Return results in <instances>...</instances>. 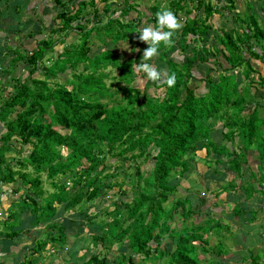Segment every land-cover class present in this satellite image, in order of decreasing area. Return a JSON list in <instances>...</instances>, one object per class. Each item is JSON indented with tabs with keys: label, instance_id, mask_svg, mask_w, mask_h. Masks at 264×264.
I'll list each match as a JSON object with an SVG mask.
<instances>
[{
	"label": "trees",
	"instance_id": "obj_1",
	"mask_svg": "<svg viewBox=\"0 0 264 264\" xmlns=\"http://www.w3.org/2000/svg\"><path fill=\"white\" fill-rule=\"evenodd\" d=\"M219 1L220 5L225 3L224 0ZM233 1H227L226 7L230 10L236 8ZM205 9L207 16L212 14L210 4ZM260 9L264 11L261 5ZM130 10L128 7L120 13L127 14ZM239 13L237 11V15ZM76 14L59 13L64 27L72 25L76 19L71 17ZM77 21L71 29L78 35L81 23ZM153 21L156 23L155 17H152ZM192 22L195 24H183L182 32L172 38L174 41L179 34L184 50L192 41V55L176 62L168 59L166 50L162 52L167 57L164 60L166 73H175L176 84L171 88L155 84L161 91L155 94L143 93L131 85L134 62L142 58L143 52H137L134 57L128 56L121 62L117 54L112 57L106 50L90 55L88 41L76 40L70 44L71 47L54 56V60L47 58L46 66L40 67L39 61L52 44L46 51L30 49L24 60L27 74L25 77L12 76L15 81L11 84L12 90L0 105V150L8 149L15 141L25 151L16 163H8L9 158L0 157V167L5 166L7 171H3L0 179L15 183L12 191H21L15 201H19L28 212V215L18 219L16 225H12L14 214L4 210L6 219L1 226L6 229L4 232H7L11 242L22 240L19 232L23 231V238L30 240L37 253L41 254L44 247L50 244L57 251L66 247L68 255L74 259L73 240H67L62 222L52 221L56 215L54 202L63 204L65 211H74L77 205L83 206L84 201L85 204H97L98 200L113 194V189L117 187L121 195H127L128 190L131 193L129 199L121 198L122 206L115 204L111 209L96 208L95 213L89 207L85 212L90 218L100 213L98 216L103 214L110 220L102 218L98 223L89 222L93 223L91 226L96 232L87 241L90 247L87 249L100 245V250L92 252L87 258L82 256L79 264H138L134 260L135 255L143 260H153L156 257H151V252H158L160 257L168 254L171 259L169 264H202L192 254L195 246L190 241L194 234H203L201 226L175 230L170 222L179 209V216L186 220L205 202L201 200L193 207L187 198L181 196L164 206L168 197H175L178 192L177 184H170L169 178L174 175L182 177L195 165L194 162L203 160L206 165L213 163L215 172L220 170V173L234 175L227 184L230 195L237 194L243 187L247 194L254 191L248 181L241 180L238 184L236 177L243 178L248 171V178L255 175L246 164L248 148L241 142L264 146L261 129L264 128L263 106L258 101L251 105L255 94L249 88L255 80L256 83H264V75L259 74L255 61H252L263 60L264 57V16H260L259 22L254 13L240 19L241 25L237 28L241 30L235 28L238 21L228 29L230 31L217 27L218 32L223 34H218L220 46L213 50L207 49L205 37L208 34L206 28L211 26L199 25L196 16ZM244 22L246 29L242 30ZM119 24L118 18H110L101 31L117 42L123 28H119ZM99 37L103 40L100 34ZM65 39L66 36L60 42ZM147 46L143 43L142 50ZM210 53L215 58L221 56L224 63L218 61L219 64L213 67L217 76L207 74L204 78L205 91L198 92L190 86L191 81L200 79L192 70L197 61L206 60ZM80 64L82 67L76 72ZM109 66L119 69L118 79L127 86L112 88V84L107 85V79L113 77L103 70ZM217 66H220L219 70ZM68 67L72 70L70 78L64 82L53 79L52 76L65 72ZM38 68L42 69L43 79L33 77ZM253 74L258 78H253ZM108 104L111 106L108 107ZM16 107L20 109L16 111ZM12 112L15 116L9 119ZM258 121L262 123L260 128H257ZM218 128L225 142L213 137L212 132ZM257 133L258 140L255 139L256 136L258 138ZM201 150L205 151V155H196ZM143 162L151 163L146 171L141 168ZM220 163L225 165L223 169L216 168ZM260 166L258 171L262 176L264 168ZM28 167L32 171L27 170ZM40 171H46L54 189L45 197L41 196ZM122 176V181L117 182ZM127 181V188H123ZM68 183L77 187L75 192L69 193ZM39 188L41 193L37 194ZM262 189L259 187L258 190ZM206 190H211L210 182ZM37 223L45 225L41 236L35 237L28 227L32 228ZM12 226L17 229L11 232L8 229ZM185 231L190 237H184V234L175 236ZM172 236L176 239L174 250L164 252L160 245L165 238ZM204 241L208 245L206 238ZM109 254L114 258L109 259ZM25 262L30 264L29 260Z\"/></svg>",
	"mask_w": 264,
	"mask_h": 264
},
{
	"label": "rangeland",
	"instance_id": "obj_2",
	"mask_svg": "<svg viewBox=\"0 0 264 264\" xmlns=\"http://www.w3.org/2000/svg\"><path fill=\"white\" fill-rule=\"evenodd\" d=\"M224 1L225 3L220 5L219 0H2V2H0V31L3 32V35H0V105L5 100V97L7 98L9 96L12 90L11 84L15 82L12 79V76L17 77L21 75L22 77H25L27 74V69L24 68V60L27 59L30 49L32 48L34 51H46L49 47H51L50 44H52V47L47 50V54L39 61L40 67L46 66L47 58H52V60H54V56L59 54L64 49L71 47L70 44L74 41L76 42V40H79V42H82L83 40L88 41L90 55H94L95 53L106 50L109 51L108 54L112 57L117 54L118 60L123 62L129 58L128 56L134 57L136 56L137 52H143L141 45L145 42H142L138 39L139 34L136 32L137 29L142 28L147 24L155 25V21L152 22V17H155V13L162 9H168L176 15L178 22L181 25L185 23H188L189 25L195 24L192 22V20L196 16L199 25L211 26L206 28V32L208 34H204L207 38V49L213 50L214 47L220 46L219 37H217L218 34H223L222 31L218 32L220 30L217 27L222 26L226 28L225 30H228L234 26V22L238 21V24L235 27L238 29L237 26L241 25L240 19H245V17L250 13H254L255 16L258 17V22L260 16H264V11L260 9V5L264 8L263 0H234L233 2L236 8L231 10L226 7L228 6L227 1L229 0ZM208 4H210L212 7V14L207 16L205 7ZM128 7L131 10L127 14H124V12L120 13ZM174 8H177V10H174ZM217 8H219V10L213 12ZM247 8L250 9L251 12ZM237 11H240L238 15ZM61 12H66L68 14H74L76 12V16L78 18L76 16L71 17V19L76 20L72 21L71 26L67 25L64 27L59 15ZM246 12L247 14H245ZM95 14L97 15L94 19L93 16ZM110 18H118L119 23H121L119 24V28L123 27L119 32L120 34L117 42H114L112 39L110 40L109 36H105V31H101L103 30V25H105L110 20ZM77 20H79L81 23V25H79L81 29L79 30L78 35L71 29L76 23H78ZM136 22H138L137 25L135 24ZM249 24L253 29V25L250 21ZM245 25L246 23L242 24V30L246 29ZM179 30L176 31L174 35L179 32L181 33L182 27ZM123 32L126 35H123ZM99 34L102 36L103 40H101ZM65 36V41L60 42V40L65 38ZM180 41V35L178 34L170 47L161 44L159 46L158 55L154 56L149 61V63L166 73L167 66L164 62L165 58L168 57V59H171L172 61L181 62L186 56H191L193 52L192 41H190V44L185 50L182 49L180 45L182 41ZM137 48H139L140 51H136ZM164 50L167 52V57L162 53ZM141 59L142 58L134 62V72L132 74L134 78L132 79L133 81L131 85L136 86L143 93L148 92L150 94H155L161 92L160 89L155 87V84H158L159 82H152L150 80H145L143 83L140 82V77H143L144 74H137L135 71V66L136 64L140 63ZM215 60L217 61L216 64ZM218 61H220L222 64L224 63V60H222L221 56H216L215 58V56L211 55V53L209 56H206V60L197 61L192 72L200 79L191 81L190 86L194 87L198 92L205 91L204 78H206L207 74H210L213 77L217 76V70H214L213 67L219 64ZM252 61H255L259 74L264 75V57L263 60L259 59ZM48 63L50 64L51 62ZM81 67L82 64H80L75 71L78 72ZM219 68L220 66H217L218 70ZM41 71L42 69L38 68V70H36L33 74V77L43 79L45 76ZM103 71L110 73L108 76L113 77V79H107V85L112 84L110 85L112 88L118 86H127L123 80L118 79L119 69L117 67L109 66L104 68ZM71 73L72 70L68 67L65 72H59L56 76L52 77L56 81L64 82L66 79L71 77ZM134 73H136L135 76ZM253 78L257 79L258 77L256 74H253ZM256 81L257 80H255V82L249 86L250 91L255 94V96H253L251 105L254 106L257 101L261 102L263 106L261 113L264 117V83L259 84L256 83ZM121 94H123V92L119 95L122 96ZM110 106L111 104H108V107ZM19 109L20 107H16L15 110L18 111ZM14 116L15 112H12L9 114L8 118L11 119ZM260 127H262V123L258 121L257 128ZM219 129L220 128L214 129V132L212 133L213 137L221 142L222 136ZM261 129L263 130L262 136L264 137V128ZM0 131H2L1 125ZM257 134L258 138L256 136L255 139L258 140L259 133ZM13 142L14 145L9 146L8 149L0 150V157L3 158L4 156L5 159L9 158L8 163H16V161L20 159L25 153L21 147V144L15 141ZM222 142H225V140ZM241 143L243 145L245 144L244 146L248 148L245 156L247 161L246 164L248 165L250 172H254L255 175L252 178H248V171V175L244 173L243 178L236 177V182L240 184L241 180L244 181L248 178V181L250 182H253L252 180L254 179L260 182V184L264 185V183H262L264 177H259L260 171H258V167L264 163V146L259 144L255 145L254 143L249 144V142ZM231 147H233L232 144ZM63 149L64 148H62V151ZM196 155L204 156L205 151H197ZM223 158L224 157H222V159ZM194 163L195 165H192V168L186 171L182 177H178V175H172L173 178H169L170 184H177L178 192L175 193V197L171 198L169 196L170 198L168 197V199L164 202V206L171 204L174 198L181 196L187 198L193 207L195 204H198L201 200H203L205 203L202 204L201 209L199 211H194L190 218L186 220L181 219L182 217L179 216L181 209H179V212L174 214V219L170 222V224L172 227H176L175 230L179 229L180 227H192L193 229H197L198 226H201L200 230L203 231V234L198 232L194 234V238L190 240L195 246V248L192 250V254L196 256L198 261L202 264H222L224 258H222L221 255L225 252L229 253L230 250L228 242L230 243L233 240H236L238 237L235 227L229 228L226 226V213L223 212L225 199H227L226 194L229 192V187L227 184L234 175L227 173L226 171V173H220V170L219 172H215L214 168H212L215 166L213 163H207L206 165V162H203V160H197V162ZM141 165V168L145 171L151 167V163L143 162ZM224 167L225 165H223V163L216 165L217 169H223ZM260 167L264 168V165ZM27 170L32 171L30 167H28ZM3 171L7 172L5 166L4 168L0 167V177L3 174ZM38 174L41 178V196L45 197L54 189L50 184V179L46 176V171H40ZM217 177H219V179H217ZM122 179L123 176L118 178L117 182L122 181ZM198 182H200L199 185L197 184ZM209 182L211 190L208 191L206 188L208 187ZM125 183L126 184H123V188H127L128 181ZM68 184L69 193L75 192L77 187H72L71 183ZM222 184L224 186H221ZM14 186V182L2 181L0 179V203L3 202L4 198L6 197L5 204L7 206L5 209L11 211L14 214V223L12 225H16L18 219L20 220L21 217L23 218L28 215L26 209L20 203H18L19 201H15L18 199L21 191L13 192L12 190L15 188ZM243 189L245 190L244 187ZM257 190L258 189L254 190L250 194L253 195L255 192L258 193L259 190ZM113 191L117 192L108 194L105 198L101 199L100 201L98 200L97 204H92L91 202L85 204L84 201V205H80L81 207L77 205L74 211H65L62 207L63 204L54 202L56 215L54 218H52V221L62 222L63 226L65 227V232L68 235L67 240L69 242L73 240V246H71L73 247L72 254L75 260L70 257L71 255H68L66 247H63L61 250L57 251L52 249L51 245L49 244L44 247V250L41 254H32L30 250L27 251L28 254L24 257L25 261L29 260L30 264H79V260H81L82 256L87 258L88 255L91 256L92 252L100 250V245H98L95 249H87V247L90 248L87 241L89 240L90 236L96 232L94 227L91 226L93 223L89 222L92 220L98 223L102 218L107 219L108 217L103 214L98 216L100 214L98 213L95 215L96 217L90 218L87 215L88 213L85 212L89 209V207L90 211L95 213L96 208L111 209L115 204L122 206L121 198H124V200L130 198V190H128L127 195H121L117 187H115ZM39 193H41L40 188L37 191V194ZM230 202L231 201H229L227 204L229 209H231L236 204H230ZM24 213L26 214L24 215ZM1 214L2 216H5L6 219V213L3 214V210L1 211ZM234 215L236 217L239 216V209L235 210ZM213 217H223L221 220H219L221 224L217 225L216 223L218 221H216ZM108 220H110V218H108ZM229 221L232 223V219H229ZM0 225H3V223H0ZM44 225L45 224L43 223H37L32 228L28 227L30 228V234H33L35 237L41 236L40 234ZM16 229V227L12 226L8 230L12 232ZM4 230L6 231V229ZM6 233L7 232H3L2 236H6ZM186 233V231L182 234L177 233L175 236L179 237L184 234V237H190V235ZM175 236L164 239V243L160 245L164 252L170 253L172 250H174L176 243V239L174 238ZM240 236L241 235H239L238 238H240ZM203 237L207 239L208 245H205ZM214 239L216 241H214ZM226 239L228 240L225 241ZM107 242L108 241L105 243ZM209 243L212 245L216 244V246H210ZM220 243L221 245H219ZM113 246L116 247L115 244H113ZM125 253L130 254L129 251H125ZM150 256H155L156 258L153 260H143L141 257L135 255L134 260L137 261L138 264H169L171 261L168 254H164L160 257L158 256V252H151ZM108 257L109 259L112 257L114 258V255L109 254ZM21 264L28 263L25 262Z\"/></svg>",
	"mask_w": 264,
	"mask_h": 264
},
{
	"label": "crops",
	"instance_id": "obj_3",
	"mask_svg": "<svg viewBox=\"0 0 264 264\" xmlns=\"http://www.w3.org/2000/svg\"><path fill=\"white\" fill-rule=\"evenodd\" d=\"M0 35H3L2 31H0ZM262 165H264V163H262ZM263 176L264 174L262 173V176L259 177L262 178ZM217 179H219V177H217ZM244 181H248V178ZM252 181L253 182L248 181V185L253 190L259 189V187L263 188L262 191H259L258 193L255 192L251 195L250 193H245L244 189H241V191H239L240 193L237 192L235 195H230L229 193L226 194L227 199H225L223 209V212L226 213V226L229 228L235 227L238 237L239 235L241 236L240 238L237 237L236 240H233L230 243L228 242L230 250L229 253L225 252L221 255V257L224 258L222 264H264V185L260 184L257 180L255 181L253 179ZM262 183H264V180H262ZM229 201L232 202H230V204L236 203L231 209L227 207ZM5 203L6 197L3 202L0 203V223L5 219V216H2L1 214L2 210L3 212L7 210L5 209L7 206ZM236 209H239V216L237 217L234 215ZM25 214L26 213H24V215ZM213 218L218 221L216 224L220 225L221 223L219 220L223 217ZM229 219H232V223ZM4 231L3 226H1L0 264L25 263L24 257L28 254L27 251L30 250L32 254L37 253L33 250L34 245L31 244L30 240H27L25 237L23 238V231H18L22 239L18 242H11L9 239L10 237H7V233L6 236H2ZM227 240L228 239L225 241ZM214 241L216 240L214 239ZM219 245H221V243ZM210 246H216V244H210Z\"/></svg>",
	"mask_w": 264,
	"mask_h": 264
},
{
	"label": "clouds",
	"instance_id": "obj_4",
	"mask_svg": "<svg viewBox=\"0 0 264 264\" xmlns=\"http://www.w3.org/2000/svg\"><path fill=\"white\" fill-rule=\"evenodd\" d=\"M155 25L147 24L137 29L138 39L145 42L148 46L143 50L140 63L136 64L137 74L143 73L140 82L145 80L159 82L167 87H174L176 84L175 73H165L148 63L154 56L158 55L159 46L164 44L170 47L173 43V35L182 25L178 22L176 15L168 9H162L155 13ZM127 48V47H126ZM136 51H140L139 48Z\"/></svg>",
	"mask_w": 264,
	"mask_h": 264
}]
</instances>
